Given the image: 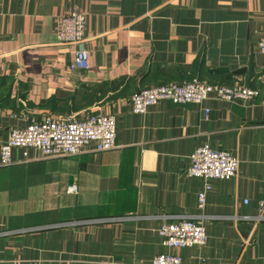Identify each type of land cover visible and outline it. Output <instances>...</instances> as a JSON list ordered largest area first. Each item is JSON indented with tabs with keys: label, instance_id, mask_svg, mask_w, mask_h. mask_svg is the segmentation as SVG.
<instances>
[{
	"label": "crops",
	"instance_id": "0c3cea01",
	"mask_svg": "<svg viewBox=\"0 0 264 264\" xmlns=\"http://www.w3.org/2000/svg\"><path fill=\"white\" fill-rule=\"evenodd\" d=\"M75 9L87 15L76 46L88 69L72 67L76 46L58 42L60 18ZM263 35L264 0H0V149L14 127L72 114H112L117 133L107 151L13 148L6 165L0 153V264H151L163 252L182 264H264V219L233 217L257 215L264 199ZM194 78L260 94L132 111L139 89ZM198 146L240 160L237 176L212 180L202 212L204 181L186 176ZM199 213L205 245H163L165 220Z\"/></svg>",
	"mask_w": 264,
	"mask_h": 264
},
{
	"label": "built area",
	"instance_id": "2783aa9c",
	"mask_svg": "<svg viewBox=\"0 0 264 264\" xmlns=\"http://www.w3.org/2000/svg\"><path fill=\"white\" fill-rule=\"evenodd\" d=\"M87 15L73 10L60 18L58 42L67 45H80L86 39ZM259 50L264 56V35L258 40ZM72 67L88 69L89 52L83 47L74 48ZM229 102L253 103L258 99L259 89L244 84L211 83L208 80L194 78L186 81H173L170 84L144 87L134 92L131 106L134 113H145L150 106L160 101L168 100L177 104L191 102L204 103L209 96ZM208 111V110H206ZM8 139L1 145L2 164L12 163L13 148L32 147L40 150L46 157L73 156L83 153V149L91 142L94 150L107 151L116 146V117L112 114L92 112L84 117L75 114L63 118H46L32 120L22 127H14L9 131ZM240 168L238 156L228 150H220L208 146H198L190 156V166L186 176L199 177L204 181V187L198 192V208L202 212L207 203L206 196L213 187L212 180H227L237 176ZM72 191L75 190L71 188ZM248 202V199H245ZM236 220H247L255 226L264 219V199L260 202L257 215H236ZM203 213L180 215L176 220H165L157 229L164 246L170 249L203 246L208 242L206 219ZM254 232L243 239L244 244L253 241ZM182 255L173 252H163L152 260L151 264H182ZM34 264H56L38 260ZM62 264V263H59ZM68 264H79L71 261ZM133 264V263H128Z\"/></svg>",
	"mask_w": 264,
	"mask_h": 264
}]
</instances>
